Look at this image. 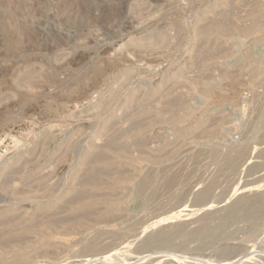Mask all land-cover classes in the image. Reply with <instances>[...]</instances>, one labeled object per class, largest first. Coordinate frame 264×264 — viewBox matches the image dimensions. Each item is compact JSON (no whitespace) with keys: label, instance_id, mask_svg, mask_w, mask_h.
<instances>
[{"label":"rangeland","instance_id":"374dc122","mask_svg":"<svg viewBox=\"0 0 264 264\" xmlns=\"http://www.w3.org/2000/svg\"><path fill=\"white\" fill-rule=\"evenodd\" d=\"M0 1V264H264V0Z\"/></svg>","mask_w":264,"mask_h":264},{"label":"bare ground","instance_id":"6f19581e","mask_svg":"<svg viewBox=\"0 0 264 264\" xmlns=\"http://www.w3.org/2000/svg\"><path fill=\"white\" fill-rule=\"evenodd\" d=\"M3 1H4V0H3ZM3 1H2V3H3ZM15 1H16V0H15ZM18 1H19V0H18ZM18 1H17V2H18ZM25 1L30 2V1H32V0H30V1H29V0H25ZM35 1H36V0H35ZM35 1H32V2H35ZM38 1H40V3H41V1H44V0H38ZM47 1H48V0H47ZM0 2H1V1H0ZM6 2H7V0L5 1V5H7V3L9 2V0H8L7 3H6ZM10 2H12V0H11ZM21 2H23V0H21ZM2 3H1V4H2ZM13 3H14V2H13ZM26 3H27V2H25V3H23V4H26ZM40 3H37V4H40ZM16 4H17V3H16ZM19 4H22V3H19ZM28 4H29V3H28ZM3 5H4V4H3ZM1 8H2V7H1ZM35 13H36V12H35ZM35 13H34V14H35ZM34 14H33V15H34ZM202 16H203V15H202ZM246 16H247V15H246ZM230 17H231V16H230ZM235 17H237V16H235ZM242 17H243V16H242ZM198 18H199V17H198ZM227 18H228V17H227ZM239 19H240V18H239ZM242 19H243V18H242ZM224 20H225V19H224ZM228 20H229V18H228ZM232 20H233V19H232ZM213 21H214V20H213ZM6 22H7V21H6ZM230 22H231V21H230ZM230 22H229V23H230ZM238 22H240V21H238ZM244 22H245V21H244ZM197 23H198V22H197ZM204 23H205V22H204ZM215 23H216V22H215ZM221 23H223V22H221ZM231 23H232V22H231ZM207 24H208V23H207ZM209 24H210V23H209ZM242 24H243V23H242ZM6 25H7V24H6ZM9 25H10V24H9ZM232 25H233V24H232ZM252 25H253V24H252ZM252 25H251V26H252ZM13 26H14V25H13ZM195 26H196V25H195ZM208 26H209V25H208ZM258 26H259V25H258ZM199 27H200V26H199ZM229 27H231V26H229ZM252 27H253V26H252ZM254 27H255V26H254ZM262 27H264V26L262 25ZM4 28L6 29V31H5V32H6V33H5V34H6V37H5V41H6V42H5V43H6V44H5V50H6V52L10 53V55H11V54H13V53H17V52H19L20 50H22V46H21V43H20L21 40L18 41V39L15 38V37L12 38V36H15V35H14V31H12V29L9 28L8 26L5 27V25H4ZM205 28H206V27H205ZM220 28H221V26H220ZM246 28H247V27H246ZM256 28H258V27H256ZM256 28H255V30H256ZM208 29H209V28H208ZM222 29H223V28H222ZM230 29H231V28H230ZM247 29H249V28H247ZM2 30H3V28H2ZM199 30H200V29H199ZM205 30H206V29H205ZM218 30H221V29H218ZM262 30H263V28H262ZM227 31H228V30H227ZM237 31H239V30H237ZM248 31H249V30H248ZM259 31H260V30H259ZM199 32H200V31H199ZM199 32H198V33H199ZM225 32H226V31H225ZM229 32H230V31H229ZM229 32H228V33H229ZM198 33H197V34H198ZM204 33H205V32H204ZM217 33H218V31H217ZM205 34H206V33H205ZM211 34H213V33H211ZM218 34H219V33H218ZM236 34H237V33H236ZM239 34H240V33H239ZM203 35H204V34H203ZM241 35H242V34H241ZM205 36H207V35H205ZM208 36H209V35H208ZM215 36H216V35H215ZM222 36H223V35H222ZM227 36H228V35H227ZM233 36H234V35H233ZM244 36H245V35H244ZM200 37L202 38V36H200ZM209 37H210V36H209ZM230 37H231V36H230ZM3 38H4V37H3ZM236 38H237V37H236ZM3 45H4V44H3ZM35 46H36V45H35ZM37 49H38V48H37ZM23 50H24V49H23ZM23 50H22V51H23ZM22 51H21V52H22ZM18 54H20V53H18ZM67 54H68V53H67ZM10 55H9V56H10ZM16 55H17V54H16ZM68 55H69V54H68ZM12 56H13V55H12ZM61 58H62V57H61ZM63 59H65V58H63ZM58 61H59V60H58ZM33 62H34V61H33ZM29 63H30V62H29ZM12 82H13V81H12ZM13 83H14V82H13ZM16 83H18V82H16ZM16 83H15V84H16ZM19 83H20V81H19ZM4 85H5V84H4ZM12 85H14V84H12ZM0 86H1V85H0ZM7 86H8V85H7ZM9 86H10V85H9ZM15 87H16V86H15ZM5 88H6V87H5ZM7 88H9V87H7ZM17 88H18V86H17ZM2 89H3V88H2ZM2 89L0 88V90H2ZM12 89H13V88H12ZM12 89L10 88V90H12ZM5 90H6V89H5ZM6 92H8V91H6ZM16 92H17V91H16ZM9 93H10V92H9ZM9 93H4V91L2 90V93H1V94H2L3 96H2L1 94H0V95H1L2 97H4V96L6 95V96H8V97L11 99V97H10L11 94H9ZM11 93H13V92H11ZM22 93H23V92H22ZM22 93H21V94H22ZM14 94H15V93H14ZM14 94H13V95H14ZM21 94H20V95H21ZM23 94H25V93H23ZM2 97H0V101L3 99ZM14 97H15V95H14ZM14 97H13V98H14ZM1 98H2V99H1ZM20 98H21V96H20ZM20 98H19V99H20ZM5 99H6V98H5ZM3 100H4V99H3ZM22 100H23V98H22ZM5 101H7V99H6ZM0 103H1V102H0ZM178 118H179V117H178ZM180 119H181V118H180ZM174 121H175V120H174ZM177 122H179V121H177ZM61 145H62V144H61ZM85 153H86V152H85ZM101 154H102V152H101ZM96 155H97V154H96ZM85 157H86V156H85ZM95 157H96V156H95ZM98 160H99V159H98ZM5 162H6V161H5ZM10 165H11V164H10ZM10 165H9V166H10ZM4 167H6V166H4ZM7 167H8V165H7ZM0 168H3V166L0 167ZM15 171H16V170H15ZM12 172H13V171H12ZM3 177H4V176H3ZM11 177H12V176H11ZM4 181H5V180H4ZM8 181H9V180H8ZM2 183H3V182H2ZM5 183H6V182H5ZM3 184H4V183H3ZM8 184H9V183H8ZM10 185H11V184H10ZM4 186H5V185H4ZM0 187H1V186H0ZM210 187H211V186H210ZM210 187H209V188H210ZM205 189H207V188H205ZM205 189H204V190H205ZM201 191H202V190H201ZM26 192H27V191H26ZM30 192H32V191H30ZM205 192H206V191H205ZM209 192H210V191H209ZM24 193H25V192H24ZM24 193H23V194H24ZM199 193H200V192H199ZM207 193H208V192H207ZM197 194H198V193H197ZM205 195H206V193H205ZM209 195H210V194H209ZM205 197H206V196H205ZM205 197H204V198H205ZM202 201H204V200H202ZM83 206H84V205H83ZM83 206H82V208H83ZM212 208H213V207H212ZM185 211H186V210H185ZM185 211H184V212H185ZM180 212H181V211H180ZM182 213H183V212H182ZM175 214H176V213H175ZM176 215H177V216H180L179 213H177ZM168 219H169V218H168ZM162 220H163V219H162ZM161 222H162V221H161ZM161 222H160V223H161ZM165 222H167V220H166ZM158 223H159V222H158ZM158 223H157V224H158ZM163 223H164V222H163ZM159 225L162 226L161 224H159ZM50 227H51V226H50ZM165 239H166V238H165ZM114 255H115V254H114ZM114 255H109V256H107V258H105V259H104L103 257H102V258H103L106 262H108V264H109V261H111V259H113V258H115V257L117 256V255H116V256H114ZM118 256H119V255H118ZM105 257H106V256H105ZM119 258H120V257H119ZM103 259H102V260H103ZM176 259H178V258H176ZM96 260H97V259H96ZM97 261H98V260H97ZM97 261H94V262H97ZM173 261H174V260H173ZM206 261H207V260H206ZM88 262H89V260H88ZM91 262H92V261H91ZM91 262H90V263H91ZM94 262H93V263H94ZM98 262H99V261H98ZM117 262H118V261H117ZM208 262H209V261H208ZM101 263L106 264L104 261H102ZM203 263H204V262H203ZM137 264H138V263H137ZM195 264H196V263H195ZM208 264H210V263H208ZM239 264H240V263H239ZM248 264H249V263H248Z\"/></svg>","mask_w":264,"mask_h":264}]
</instances>
